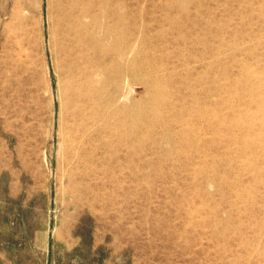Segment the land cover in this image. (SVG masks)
<instances>
[{"label": "rangeland", "instance_id": "374dc122", "mask_svg": "<svg viewBox=\"0 0 264 264\" xmlns=\"http://www.w3.org/2000/svg\"><path fill=\"white\" fill-rule=\"evenodd\" d=\"M76 1L0 0V264H264V0Z\"/></svg>", "mask_w": 264, "mask_h": 264}, {"label": "bare ground", "instance_id": "6f19581e", "mask_svg": "<svg viewBox=\"0 0 264 264\" xmlns=\"http://www.w3.org/2000/svg\"><path fill=\"white\" fill-rule=\"evenodd\" d=\"M64 2L67 3V5H66V9H63V10H65L64 11V22L65 23H63V24H65L64 25L65 39H64V41H62V47H63L64 53H66L68 58L72 59L75 57L77 50H80V48H81V43H80L81 32H80V23H79L80 21H78L76 18L75 6H76L77 1L76 0H66V1L61 0L62 5ZM90 100H91V98H88L87 96L80 95L77 99V101L79 103H76V101L73 102L74 105L76 106V109L74 110V112H75V123L77 125L75 128V131L78 133L80 132L82 134L81 140H83V138L85 136L87 137L88 133L91 131L90 125L95 123V122H93L95 119L93 118L92 114L89 112V110H90L89 107H91V106H89L88 104H89ZM82 103L85 104V105H83V107L81 105ZM95 115H96V113H95ZM87 140H89V139H87ZM89 142H91V141H89ZM78 150H80V149H78Z\"/></svg>", "mask_w": 264, "mask_h": 264}]
</instances>
